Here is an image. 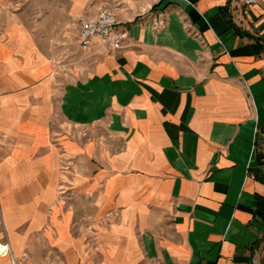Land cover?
<instances>
[{"label":"crops","instance_id":"0c3cea01","mask_svg":"<svg viewBox=\"0 0 264 264\" xmlns=\"http://www.w3.org/2000/svg\"><path fill=\"white\" fill-rule=\"evenodd\" d=\"M231 2L102 0L128 37L70 71L42 24L0 21V241L19 264H264V0Z\"/></svg>","mask_w":264,"mask_h":264},{"label":"rangeland","instance_id":"374dc122","mask_svg":"<svg viewBox=\"0 0 264 264\" xmlns=\"http://www.w3.org/2000/svg\"><path fill=\"white\" fill-rule=\"evenodd\" d=\"M71 2L72 0H0V21L14 16L25 19L33 27L42 24L43 36L47 40L40 44L43 49L51 52L60 67H65L62 71H70V62L80 60L84 54L80 51L78 42L79 19H70ZM101 2L102 0H90L83 9L84 14H95L99 8L95 11L93 8L96 4L98 7L102 6ZM74 5L77 10V0Z\"/></svg>","mask_w":264,"mask_h":264},{"label":"built area","instance_id":"2783aa9c","mask_svg":"<svg viewBox=\"0 0 264 264\" xmlns=\"http://www.w3.org/2000/svg\"><path fill=\"white\" fill-rule=\"evenodd\" d=\"M256 0H232L231 6L252 5ZM115 10L104 4L98 11L79 20L78 42L80 51L87 53L96 43L98 48L111 53L122 47L128 37L127 29L117 28ZM0 256H10L12 264H18L6 239L0 241Z\"/></svg>","mask_w":264,"mask_h":264}]
</instances>
